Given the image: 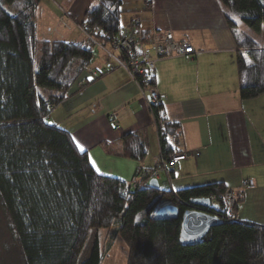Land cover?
<instances>
[{"label":"trees","instance_id":"16d2710c","mask_svg":"<svg viewBox=\"0 0 264 264\" xmlns=\"http://www.w3.org/2000/svg\"><path fill=\"white\" fill-rule=\"evenodd\" d=\"M218 1L237 44L240 96L258 97L264 93V44L254 33L263 28L264 0ZM41 2L0 0V203L21 264H105L117 239L129 247L127 264H264L262 224L237 216L186 243L180 218H154L167 200L184 211L198 209L193 197L215 195L221 206L229 188L224 182L173 190L151 186L148 177L136 182L143 168L132 182L100 174L72 134L50 121L54 108L88 84L95 51L83 40L38 41ZM122 4L96 0L82 25L110 44L127 30ZM153 108L165 121L160 145L168 156L177 150L169 137L179 136V123L166 122L161 102ZM120 154L142 161L147 150L141 136L125 135ZM110 227L104 255L101 229ZM90 240V254L80 260Z\"/></svg>","mask_w":264,"mask_h":264},{"label":"crops","instance_id":"0c3cea01","mask_svg":"<svg viewBox=\"0 0 264 264\" xmlns=\"http://www.w3.org/2000/svg\"><path fill=\"white\" fill-rule=\"evenodd\" d=\"M95 1L42 0L37 40L57 38L50 34L56 26L65 40H82L79 26ZM130 4L124 7L123 0V9L131 13L130 20L122 23L127 30L135 28L148 41L155 30L170 29L177 40L195 49L190 58L163 57L155 63L153 85L163 104V117L179 123L177 150L187 155L172 169L171 181L160 174L159 187L177 190L222 181L244 191L238 218L264 225V213L247 211L248 204L264 198V93L245 100L240 96L237 44L222 4L218 0H152L150 7L144 0ZM136 16L142 20L137 25L132 22ZM96 52L90 83L54 108L49 119L72 134L98 173L132 182L138 168L159 164L156 122L125 69L108 70L109 58ZM148 54L155 56L152 50ZM132 133L139 134L146 146L142 161L120 154L124 136ZM248 179L254 187L244 186Z\"/></svg>","mask_w":264,"mask_h":264},{"label":"built area","instance_id":"2783aa9c","mask_svg":"<svg viewBox=\"0 0 264 264\" xmlns=\"http://www.w3.org/2000/svg\"><path fill=\"white\" fill-rule=\"evenodd\" d=\"M152 0H147V3ZM141 18L136 16L133 23L139 24ZM87 39L85 45L88 49L96 52V50L105 51V53L111 57L113 63L108 65V70H114L117 67L125 69L134 82L139 87V98L146 102L151 113L153 114L155 122L158 124L160 135L165 129V121L157 118L153 106L160 103V96L153 85L154 70L156 60L163 57L174 56H186L191 57L195 53L193 45L187 41L177 40L172 30H155L151 35V38L142 42L139 33L135 28L124 31L122 37L117 38L108 45L103 44L97 37L99 32L83 29ZM149 50H152L155 56H150ZM93 74L97 73L93 71ZM114 117V116H113ZM169 143L178 148L181 146V139L179 136L171 135L169 137ZM187 155L181 150H176L173 153L165 156L161 150L160 166L158 169L146 170L141 177L150 176V178H159L160 174L164 172L168 180L171 181V171L176 164L186 159ZM244 186L254 187L253 180L244 181ZM172 188V187H171ZM173 189V188H172ZM174 190V189H173ZM244 191L242 189L228 188L222 195L223 204L217 201L215 195H210L212 204L217 203L218 209H215L213 213L220 217L222 220H235V208L240 197H242ZM173 204L180 208V204L174 201H164L161 205Z\"/></svg>","mask_w":264,"mask_h":264},{"label":"rangeland","instance_id":"374dc122","mask_svg":"<svg viewBox=\"0 0 264 264\" xmlns=\"http://www.w3.org/2000/svg\"><path fill=\"white\" fill-rule=\"evenodd\" d=\"M130 2L131 3L135 2V0L134 1L130 0ZM130 2H129V0H124V7H126V6L130 7L131 6ZM151 4H152L151 1H150V3H146V5L148 7H150ZM130 17H131V13L124 12L122 14V23L126 24L130 20ZM57 29L60 30L59 27H57V26L54 27L52 32L50 33L52 35L54 32L57 38L53 37V40L47 39L45 42L52 43L55 41L65 40L64 39L65 35L59 34ZM83 29H88V28L84 27L81 24V26H79V30L83 35L82 40L86 41L87 36L83 32ZM254 35H255L256 39L260 42V44H264V24H263V28H262L261 32H256V33H254ZM96 51H100V50H96ZM104 54L109 58L110 62L113 63L111 57L108 56L105 53V51H104ZM96 55L98 56V55H100V53L96 52ZM36 67L39 68V64H37ZM117 68H121V67H117ZM113 116L114 115H112V118H113ZM156 126H157V134H158V137L160 140L161 135H160L157 123H156ZM160 159H161V153H160V158H159V164L157 167H155L156 169H158V167L160 166ZM152 169H154V168L146 169V170H152ZM146 170H144V171H146ZM143 172L139 175V177H137L136 182L142 181V179L147 178V177L149 179H151L150 176L141 177ZM242 197L239 198L236 207L239 205V203H240L239 201ZM167 201H171V200H167ZM258 202L255 201L253 204H248L247 205V211L250 214L251 213L255 214V215L260 214V216H262V214L264 213V198L261 201L258 200ZM209 208H214V207H209ZM209 208H207V209H209ZM260 208H262V211ZM235 215H236V211H235ZM236 217H237V215H236ZM262 218H264V216H262ZM101 233H102V238H103V240H102V251H104V255H105L109 251L110 242H111L112 237H113V230L111 229V227L110 228H103V229H101ZM92 246H93V243H92V240H90L88 242L86 248L84 249V252H83L80 260H84L85 258L88 257V255L90 254V251L92 249ZM128 255H129V247L127 246V244H125V242L119 241L117 239L114 241V244H113V246H112V248H111V250L107 256L108 258H107L105 264H127ZM0 264H21V255H20V251L18 248V244H17L15 237L12 234V231L10 229V222H9L8 215L5 211V209L2 207L1 203H0Z\"/></svg>","mask_w":264,"mask_h":264},{"label":"water","instance_id":"95a60500","mask_svg":"<svg viewBox=\"0 0 264 264\" xmlns=\"http://www.w3.org/2000/svg\"><path fill=\"white\" fill-rule=\"evenodd\" d=\"M149 184L155 188H159L158 178H151ZM194 207L182 211L176 205L166 204L160 205L154 215L155 219H181V240L190 243L202 239L209 230L219 225L223 220L217 215L208 212L207 208H219L217 203L212 204V200L208 196L193 197L190 200ZM201 208V209H200Z\"/></svg>","mask_w":264,"mask_h":264},{"label":"snow or ice","instance_id":"6c2138e0","mask_svg":"<svg viewBox=\"0 0 264 264\" xmlns=\"http://www.w3.org/2000/svg\"><path fill=\"white\" fill-rule=\"evenodd\" d=\"M78 147H80L79 145H78ZM81 151H83V148L81 147Z\"/></svg>","mask_w":264,"mask_h":264}]
</instances>
